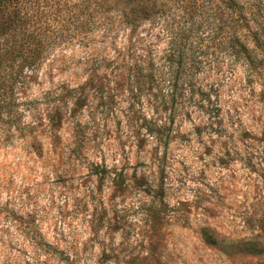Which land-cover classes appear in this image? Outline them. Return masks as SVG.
I'll list each match as a JSON object with an SVG mask.
<instances>
[{"label": "rangeland", "instance_id": "rangeland-1", "mask_svg": "<svg viewBox=\"0 0 264 264\" xmlns=\"http://www.w3.org/2000/svg\"><path fill=\"white\" fill-rule=\"evenodd\" d=\"M124 8L32 7L44 55L0 89V264H264V75L220 54L172 108L189 72Z\"/></svg>", "mask_w": 264, "mask_h": 264}, {"label": "trees", "instance_id": "trees-1", "mask_svg": "<svg viewBox=\"0 0 264 264\" xmlns=\"http://www.w3.org/2000/svg\"><path fill=\"white\" fill-rule=\"evenodd\" d=\"M38 0H0V73H7L4 92L13 75L23 85L44 55L49 37L45 28L32 14ZM122 22L130 27L151 21L168 29L171 52L170 63H177L186 72L179 75L169 68L173 91L169 104L176 108L178 97L188 91L195 94L196 82L192 75L199 68L220 57L232 66L241 63L250 77L264 75V4L262 0H124ZM35 19V20H34ZM165 24V25H164ZM209 54V55H208ZM206 58H208L206 60ZM205 59V60H204ZM12 64H8V63ZM16 62L19 63L14 72ZM214 63L216 61H213ZM8 85V84H7ZM198 93L203 95L201 88ZM6 94L0 95L6 98ZM181 101V100H180ZM9 107L5 100L0 101ZM203 105V101H197ZM209 244L215 245L208 232Z\"/></svg>", "mask_w": 264, "mask_h": 264}]
</instances>
